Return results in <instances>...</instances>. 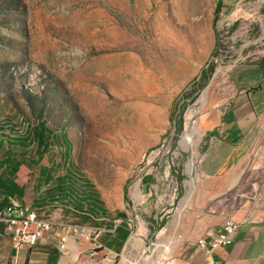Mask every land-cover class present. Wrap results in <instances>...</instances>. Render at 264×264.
<instances>
[{
  "label": "rangeland",
  "instance_id": "obj_1",
  "mask_svg": "<svg viewBox=\"0 0 264 264\" xmlns=\"http://www.w3.org/2000/svg\"><path fill=\"white\" fill-rule=\"evenodd\" d=\"M216 2L0 0L1 116L21 128L44 121L56 135L65 131L72 161L106 207L130 213L132 237L146 233L114 264H153L172 251L164 235H152L146 212L128 207L138 180L147 171L168 174L179 191L210 141L204 117L234 90L233 70L264 59V0H224L214 25ZM215 29L221 47L213 59ZM208 63L213 75L198 82ZM63 153L52 147L43 163L63 165ZM85 264L110 263L100 257Z\"/></svg>",
  "mask_w": 264,
  "mask_h": 264
},
{
  "label": "crops",
  "instance_id": "obj_2",
  "mask_svg": "<svg viewBox=\"0 0 264 264\" xmlns=\"http://www.w3.org/2000/svg\"><path fill=\"white\" fill-rule=\"evenodd\" d=\"M256 2L263 5V0ZM261 62L243 64L233 70L234 90L213 105L204 117L210 141L190 179L179 183V191L178 184L171 186L168 174L147 171L138 180V191H133L128 207L131 211L146 212L153 236H165V247H172L164 256L168 264H264V71ZM3 111H0V158L7 150L4 137L28 136L34 127L26 123L18 127L13 124V117L1 116ZM37 187L38 183L32 187L34 191L27 189L19 201L32 210L41 206L37 213L52 228L30 251L16 250L0 228V264H85L100 257L109 263L110 254L116 256L117 262L123 252L136 249L138 242L146 238V233L139 230L137 237H132L130 213L123 207L116 213H124L125 218L116 215L87 218L81 224L103 229L100 249L95 251L90 239L69 235L68 254L61 255L57 247L64 235L62 227L74 224L65 216L71 212L70 208L49 203L52 191H44L40 186L38 191ZM161 202H164L163 209ZM51 211L53 214L47 215ZM162 211L163 216L158 219ZM164 217L162 226L160 221ZM227 220L239 225L230 245L211 253L199 247V239L212 240L223 231Z\"/></svg>",
  "mask_w": 264,
  "mask_h": 264
},
{
  "label": "trees",
  "instance_id": "obj_3",
  "mask_svg": "<svg viewBox=\"0 0 264 264\" xmlns=\"http://www.w3.org/2000/svg\"><path fill=\"white\" fill-rule=\"evenodd\" d=\"M224 0H217L214 10V25L220 19ZM234 30V28H232ZM216 42L212 58L220 51V33L215 29ZM264 71V59L260 63ZM213 65L208 63L203 69L198 82H207L213 75ZM197 80H195L196 82ZM3 130V129H1ZM12 131H15L12 129ZM59 135L53 129L47 127V123L42 121L38 126H34L28 136H8L4 137L7 144L5 156L0 158V193L3 195L0 208L6 207L9 199H22L25 191L30 186L31 179L36 175L35 169L38 168L37 183L38 187L44 188L49 193V203H59L64 207L70 208L74 214L85 218L98 219L102 217L125 218L124 213H112L106 207L105 202L95 190L94 186L80 173L79 168L72 161L73 144L65 131H60ZM52 147L63 149L61 161H48L43 163L45 156ZM41 161V162H39ZM52 164L49 166L48 164ZM56 164V165H55ZM65 169L60 175L59 169ZM37 187L39 191L41 188ZM124 199L129 202L126 191ZM41 206H35V211ZM5 209V208H4ZM38 212V211H37Z\"/></svg>",
  "mask_w": 264,
  "mask_h": 264
},
{
  "label": "built area",
  "instance_id": "obj_4",
  "mask_svg": "<svg viewBox=\"0 0 264 264\" xmlns=\"http://www.w3.org/2000/svg\"><path fill=\"white\" fill-rule=\"evenodd\" d=\"M155 184L157 183L155 182ZM0 228L2 234L10 238L16 250L26 249L30 251L37 246L45 233L51 230L52 224L45 218L39 217L37 211L29 209L18 199L11 198L5 209L0 211ZM62 228L64 235L61 237L57 247L61 255L68 254L66 243L69 235L92 240L95 251L101 248L99 238L104 232L103 229L76 223L65 225ZM238 229L239 225L236 222L227 220L220 234L209 242L201 238L198 240V245L206 249L208 253L221 247H227L233 242L234 235Z\"/></svg>",
  "mask_w": 264,
  "mask_h": 264
},
{
  "label": "bare ground",
  "instance_id": "obj_5",
  "mask_svg": "<svg viewBox=\"0 0 264 264\" xmlns=\"http://www.w3.org/2000/svg\"><path fill=\"white\" fill-rule=\"evenodd\" d=\"M191 137H192V134L191 135H187L186 139H185V142L186 143H190L191 142ZM30 209V208H29ZM164 261H165V257L163 256L162 258H160L156 263H153V264H164Z\"/></svg>",
  "mask_w": 264,
  "mask_h": 264
},
{
  "label": "water",
  "instance_id": "obj_6",
  "mask_svg": "<svg viewBox=\"0 0 264 264\" xmlns=\"http://www.w3.org/2000/svg\"><path fill=\"white\" fill-rule=\"evenodd\" d=\"M0 197H3V195L0 193ZM116 262V256L114 254L109 255V263H115Z\"/></svg>",
  "mask_w": 264,
  "mask_h": 264
}]
</instances>
